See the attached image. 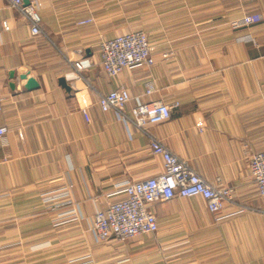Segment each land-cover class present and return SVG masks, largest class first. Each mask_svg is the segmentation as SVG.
I'll use <instances>...</instances> for the list:
<instances>
[{
    "label": "crops",
    "instance_id": "0c3cea01",
    "mask_svg": "<svg viewBox=\"0 0 264 264\" xmlns=\"http://www.w3.org/2000/svg\"><path fill=\"white\" fill-rule=\"evenodd\" d=\"M36 6L44 34L33 36L0 0V127L8 129L0 136V264H264V197L250 170L252 155L264 151V0ZM253 14L261 20L233 26ZM134 30L147 33L155 63L108 76L100 43ZM77 61L92 64L85 79L76 78ZM22 75L39 88L27 90ZM120 86L132 98L127 112L138 100L161 101L171 118L143 132L103 112L100 95ZM151 138L228 192L225 217L215 220L200 197H176L151 205L156 233L97 242L96 212L124 198L126 182L164 173Z\"/></svg>",
    "mask_w": 264,
    "mask_h": 264
},
{
    "label": "built area",
    "instance_id": "2783aa9c",
    "mask_svg": "<svg viewBox=\"0 0 264 264\" xmlns=\"http://www.w3.org/2000/svg\"><path fill=\"white\" fill-rule=\"evenodd\" d=\"M10 6L16 9L28 21L33 36L44 34L42 19L37 11L36 0H8ZM261 20L260 14L246 15L239 22H234L235 28L249 26ZM93 17L80 21L79 25L93 23ZM4 30H9L7 22H3ZM152 47L146 32L136 30L105 39L99 45L100 65L110 77H117L125 70L141 66H152L155 59L151 54ZM91 67V63L77 61L73 64L76 78H84L83 70ZM85 79V78H84ZM152 93L148 86L147 94ZM128 91L120 86L117 89L102 94L99 106L103 112L115 111L125 122L133 124L139 130L146 132L149 124H159L171 118L172 108L161 101L140 102L127 112L131 101ZM4 112V102L0 95V113ZM83 114L90 120L86 109ZM200 131L207 128L201 122L197 125ZM8 132L6 127H0V136ZM19 136L23 138V134ZM150 150L163 159L164 173L123 185L124 198L111 204L106 210H99L94 217L93 231L97 242H105L114 238L124 244L142 235H150L158 231L157 216L150 211L152 204L173 200L176 197H200L206 202L210 214L217 221L225 217V203L229 200L228 192L221 190L205 181L187 162L173 154L160 141L150 140ZM250 170L257 191L264 197V151H258L250 158ZM52 198L48 199L50 202ZM74 212V210H72ZM71 211V212H72Z\"/></svg>",
    "mask_w": 264,
    "mask_h": 264
},
{
    "label": "water",
    "instance_id": "95a60500",
    "mask_svg": "<svg viewBox=\"0 0 264 264\" xmlns=\"http://www.w3.org/2000/svg\"><path fill=\"white\" fill-rule=\"evenodd\" d=\"M24 3H25V5H29L30 2H29V0H24ZM10 75L13 78L15 74L11 73ZM20 79L26 80L25 87L27 90H35V89L39 88V84H38L37 80L33 77H28L27 75H22V76H20ZM59 83L61 86L65 87L67 90H70V87L67 84L66 78H60ZM11 87L13 88L14 84H11Z\"/></svg>",
    "mask_w": 264,
    "mask_h": 264
},
{
    "label": "rangeland",
    "instance_id": "374dc122",
    "mask_svg": "<svg viewBox=\"0 0 264 264\" xmlns=\"http://www.w3.org/2000/svg\"><path fill=\"white\" fill-rule=\"evenodd\" d=\"M134 31H136V30H134ZM143 31V30H142ZM130 32H132V31H130ZM145 32V31H144ZM127 33H129V32H127ZM125 34V33H124Z\"/></svg>",
    "mask_w": 264,
    "mask_h": 264
}]
</instances>
